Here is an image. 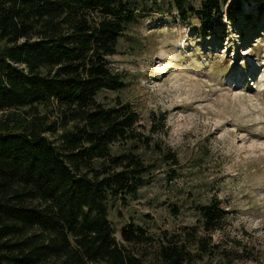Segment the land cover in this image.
Here are the masks:
<instances>
[{
  "label": "trees",
  "instance_id": "obj_1",
  "mask_svg": "<svg viewBox=\"0 0 264 264\" xmlns=\"http://www.w3.org/2000/svg\"><path fill=\"white\" fill-rule=\"evenodd\" d=\"M142 1L0 0V264H234L242 258L222 255L213 244L225 220L218 201L196 207L206 236L164 231L156 246L142 227L123 226L126 245L156 248L149 262L116 240L110 210L128 206L146 185L154 167L136 144L151 141L136 133L139 115L130 104L117 99L106 107L98 97L125 89L109 58L150 12L146 2L156 8L165 2ZM190 1L173 0L174 10L186 18ZM200 1L207 27H224L223 18L230 25L249 19L244 8L253 3L258 20L264 13V0ZM52 106L54 120L47 113ZM123 143L134 150L113 152ZM164 157L174 160L171 153Z\"/></svg>",
  "mask_w": 264,
  "mask_h": 264
},
{
  "label": "rangeland",
  "instance_id": "obj_2",
  "mask_svg": "<svg viewBox=\"0 0 264 264\" xmlns=\"http://www.w3.org/2000/svg\"><path fill=\"white\" fill-rule=\"evenodd\" d=\"M146 3L150 12L109 58L125 89L98 97L106 107L130 104L139 115L136 133L151 141L136 144L154 167L146 185L128 206L110 210L116 240L149 262L156 248L126 245L123 226L142 227L156 246L164 231L206 236L196 207L218 201L225 220L213 244L222 255H242L234 264H264V13L258 20L253 3L244 8L249 19L207 27L200 0L190 1L186 18L173 0ZM129 150L132 144L113 147Z\"/></svg>",
  "mask_w": 264,
  "mask_h": 264
}]
</instances>
